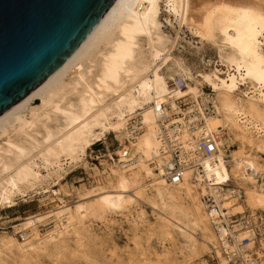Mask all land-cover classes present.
I'll list each match as a JSON object with an SVG mask.
<instances>
[{
  "label": "bare ground",
  "instance_id": "obj_1",
  "mask_svg": "<svg viewBox=\"0 0 264 264\" xmlns=\"http://www.w3.org/2000/svg\"><path fill=\"white\" fill-rule=\"evenodd\" d=\"M163 5L180 29L201 41L219 38L225 72L195 75L174 57L175 40L161 30ZM177 77L186 80V89L170 88ZM203 84L212 93L202 91ZM36 97L41 105L26 116ZM180 99L192 101L190 112L180 109ZM136 118L142 128L130 134L132 141ZM110 134L121 144L118 160L104 161L103 172L92 168L96 185L90 189L71 187L75 204H66L55 190L58 209L13 224V234L1 233L0 264H37L40 256L62 254L71 240L83 246V230L93 229V219L111 230L115 215L136 235L159 236L162 251L140 252V264H167L178 256L180 264H194L207 251L219 264H230L225 250L233 232L236 242L252 236L248 245L233 249L264 264V0H117L59 70L0 115V208L16 206L29 191L46 193L67 167L88 169V151ZM205 135L217 144L211 159L197 155ZM235 144L240 147L230 153ZM177 150L186 167L173 184L165 167ZM194 159L203 174L190 167ZM207 198L214 204L207 205ZM143 204L153 209L155 224ZM238 215L230 232L225 222L229 226Z\"/></svg>",
  "mask_w": 264,
  "mask_h": 264
},
{
  "label": "rangeland",
  "instance_id": "obj_2",
  "mask_svg": "<svg viewBox=\"0 0 264 264\" xmlns=\"http://www.w3.org/2000/svg\"><path fill=\"white\" fill-rule=\"evenodd\" d=\"M161 30L171 40H175L173 55L175 58L183 60L184 63L196 75L197 73L211 72L215 69L225 72L226 68L221 65L219 59V38L215 39L216 43L201 41L200 38L195 37L186 28L180 29L177 21L168 17L167 8L162 7L160 12ZM178 35V37H177ZM202 91L205 93H212L210 87L206 84L201 86ZM246 89V88H243ZM240 94V93H239ZM240 96V95H239ZM41 105V98H34L28 108L25 110L27 116L29 110L39 107ZM5 136L0 137V143H5ZM239 144L231 147V150L238 149ZM121 149L119 139L115 134H110L105 140L96 144L88 151L85 158L88 169L83 165H77L66 168V172L62 175L60 180H56L50 185L48 191H29L26 197H21L17 205L12 208H0V234L8 232L14 233L11 226L15 223L22 222L25 218L36 214H44L46 212L58 209L61 197L66 204L73 205L78 201L77 194L68 193L71 187L80 189L87 187L90 189L96 185V179L93 176V167H98L102 172L107 170L108 164L104 161L109 159L118 160L116 155L117 151ZM264 157V156H263ZM232 158H228L231 160ZM45 174V173H44ZM58 191L59 197L54 195V191ZM88 191V190H86ZM85 191V192H86ZM67 192L68 195H64ZM146 211L148 220L155 224L157 216L149 205H142ZM264 215V214H263ZM112 218V229L108 230L105 227L106 222L100 219H93V226L83 230V246L77 245L74 241H67L66 247L63 249L62 254H57L54 251L49 255L40 256L37 264H131L130 258L133 256L135 263L140 264L138 261V254L145 252L147 255L150 252H161L162 247L159 246V236L149 237L148 233L136 235L132 225L127 223L120 215H115ZM46 228H41V233H46ZM16 237L21 241L20 234ZM196 237L200 242L201 236L197 233ZM139 244V249L135 246ZM178 245L181 246L183 239L178 240ZM61 251V252H62ZM210 251L203 253L193 260L194 264H216L213 260ZM182 257L178 256L171 259L167 264H180Z\"/></svg>",
  "mask_w": 264,
  "mask_h": 264
},
{
  "label": "water",
  "instance_id": "obj_3",
  "mask_svg": "<svg viewBox=\"0 0 264 264\" xmlns=\"http://www.w3.org/2000/svg\"><path fill=\"white\" fill-rule=\"evenodd\" d=\"M117 0H0V115L47 81Z\"/></svg>",
  "mask_w": 264,
  "mask_h": 264
},
{
  "label": "built area",
  "instance_id": "obj_4",
  "mask_svg": "<svg viewBox=\"0 0 264 264\" xmlns=\"http://www.w3.org/2000/svg\"><path fill=\"white\" fill-rule=\"evenodd\" d=\"M187 87V82L185 79L181 78V77H177L176 80L172 81L170 84V88L173 90H184ZM210 94V93H208ZM178 104L180 109L186 110V112H190L189 109L192 106V101L191 100H178ZM212 109H214L213 104L210 103L208 105V108L206 109V113L207 114H211L212 113ZM193 114V113H191ZM195 115H197L198 113L195 112ZM159 115V119L162 120L161 115ZM175 116H179V114H174ZM182 116V115H181ZM138 120V118H136L135 120H133V125L130 126V132H129V138H130V134L134 135L137 132H140L142 128L141 124L138 123V126H136V121ZM134 138H130V140H134ZM216 139V138H215ZM129 142V139H128ZM180 154H181V150H177L174 155L175 158L165 167V172L167 175H165V178L168 179V181L170 183L173 184H178L181 182L182 180V175L183 172L185 170L186 164H184L180 159ZM218 154V148H217V144L216 141L214 140V138L212 136H202L201 139L198 141V150H197V155H200L201 159H211L213 157H215ZM190 167H192V169H194V171H196V173H198V171H200L201 174H203V165L201 162H199V159L197 160H192L190 162ZM207 205H213L214 201H212L210 198H207L205 200ZM222 215V214H221ZM241 216H233L231 217V221H229V226L227 225V223L225 222V226L227 227V229H230V232L233 229L234 224L239 223L238 221H240ZM224 223V222H223ZM224 226V224H223ZM248 225L245 224L244 227H247ZM253 230H255V228L253 226H251ZM245 230H247V228H244ZM233 232V231H232ZM232 234V235H231ZM229 235H227V241L229 242V244H227L226 246L228 247L229 250H225V255L229 258V263L230 264H255L254 261L250 258L245 259V255L243 253V251L241 250H237V249H233L234 246H238L239 248H241L242 246H246L248 245L251 241H252V236L249 235L245 238H243L242 241L240 242H236L235 239H238L236 236V232H233ZM223 247H225V245H223ZM226 247V248H227ZM232 248V249H231ZM254 260L255 257H253ZM216 264H219V262L217 260H215Z\"/></svg>",
  "mask_w": 264,
  "mask_h": 264
}]
</instances>
